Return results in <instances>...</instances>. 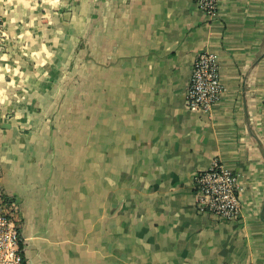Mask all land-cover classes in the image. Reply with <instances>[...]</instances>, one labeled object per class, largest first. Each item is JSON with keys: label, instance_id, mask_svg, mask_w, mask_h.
<instances>
[{"label": "crops", "instance_id": "0c3cea01", "mask_svg": "<svg viewBox=\"0 0 264 264\" xmlns=\"http://www.w3.org/2000/svg\"><path fill=\"white\" fill-rule=\"evenodd\" d=\"M0 193L26 264H264V0H0ZM218 56L210 116L185 94ZM241 175L238 221L197 210L194 176Z\"/></svg>", "mask_w": 264, "mask_h": 264}, {"label": "built area", "instance_id": "2783aa9c", "mask_svg": "<svg viewBox=\"0 0 264 264\" xmlns=\"http://www.w3.org/2000/svg\"><path fill=\"white\" fill-rule=\"evenodd\" d=\"M222 0H194V4L209 21L219 15ZM4 24L0 18V40ZM222 82L218 56L201 52L193 62L185 94L186 108L192 113L210 116L222 100ZM197 210L216 220L235 222L241 215V175L233 169L215 163L210 169L194 176ZM0 264H26L21 216L16 201L0 193Z\"/></svg>", "mask_w": 264, "mask_h": 264}, {"label": "rangeland", "instance_id": "374dc122", "mask_svg": "<svg viewBox=\"0 0 264 264\" xmlns=\"http://www.w3.org/2000/svg\"><path fill=\"white\" fill-rule=\"evenodd\" d=\"M3 40H6L5 36H2L1 40H0V53L7 54L9 52H8V49L6 48V44Z\"/></svg>", "mask_w": 264, "mask_h": 264}]
</instances>
